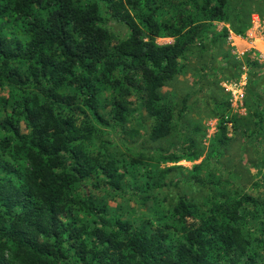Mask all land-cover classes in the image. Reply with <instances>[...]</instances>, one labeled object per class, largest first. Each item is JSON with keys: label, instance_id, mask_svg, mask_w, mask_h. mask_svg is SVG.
<instances>
[{"label": "trees", "instance_id": "16d2710c", "mask_svg": "<svg viewBox=\"0 0 264 264\" xmlns=\"http://www.w3.org/2000/svg\"><path fill=\"white\" fill-rule=\"evenodd\" d=\"M187 2L202 13V22L180 10L165 20L154 0H0V86L16 94L15 104L0 99V264H257L264 239H248L240 221L245 206L264 212V196L223 201L208 196L204 205L181 192L180 178L172 176L177 167L160 169L158 182L150 188L173 193L175 223L153 227L148 221L136 226L109 217L101 200L72 195L93 176L101 178L95 188L122 187L124 173L104 144L97 152L87 146L98 135L88 117L103 127L110 125L99 111L102 92L111 94V122L124 131L130 115L127 99L142 91L147 141L160 143L188 109L192 93L181 94L170 107L162 105L161 90L176 80L179 61L190 53L201 59L204 80L218 72L232 80L247 62L251 71L245 101L254 108L257 131L264 128L254 95L256 88H264V65L221 52L227 30H211L212 23L223 22L235 35H244L252 14L247 3ZM107 21L123 24L126 37L116 42L105 27ZM160 37L173 43L157 44ZM256 72L263 75L258 78ZM219 81L215 78L208 88ZM212 98L220 101L215 94ZM219 129L222 143L227 130L223 123ZM124 133L131 138L139 134ZM184 148L191 161L202 156L193 139ZM154 151L142 149L131 161L181 160L162 146ZM200 168L194 167L190 179L204 187L197 176ZM74 211L93 218L92 224L76 218ZM171 229L180 238L174 247Z\"/></svg>", "mask_w": 264, "mask_h": 264}, {"label": "rangeland", "instance_id": "374dc122", "mask_svg": "<svg viewBox=\"0 0 264 264\" xmlns=\"http://www.w3.org/2000/svg\"><path fill=\"white\" fill-rule=\"evenodd\" d=\"M154 1L161 6L160 17L165 20L172 19L176 15L175 10H180L195 22H202L204 19L202 13L187 0ZM230 2L247 3L246 10H251L252 14L248 29L242 36L235 35L229 25L223 22L211 24V30L216 33L222 34L223 30H227V35L221 38L220 51L228 52L238 61L243 62V58L246 57L250 62L264 65V55L260 53L264 42V0H230ZM105 27L114 36L116 42L127 35V30L121 23L107 21ZM156 43L171 44L173 39L160 37L156 39ZM218 53L219 51L215 56ZM217 59L219 60V57ZM200 62L201 59L196 53H190L186 59L180 60L181 69L176 80L161 90L162 105L166 104L170 107L177 103L181 94L192 93V96L183 118L172 122L171 136L157 144L147 141L149 122L143 109L142 91L132 92L127 99L130 115L124 131H138L139 134L134 138L126 135L111 122L109 105L111 94L109 91L102 92L99 96V111L110 125L103 127L88 117L87 121L97 128L98 135L87 146L89 151L97 152L100 145L104 144L110 155L118 161L121 172L124 173V180L119 191H112L95 188L93 184L100 182L101 178L93 176L80 183L73 191V196L101 200L108 207L109 217L118 216L136 226L148 221L153 227L163 223L168 225L175 223L171 206L173 193L166 188H150L153 182H158L156 175L160 169L177 167L172 176L180 178L181 192L187 198L205 203L204 205L207 204L208 196L216 197L221 201L243 195L254 199H261L264 196V128L257 131L255 123L258 118L253 115L254 108L251 102L245 101L250 67L244 61L241 72L232 80L223 79L221 72L216 76L209 74L204 80V72L199 71ZM262 75L261 72L255 74L258 78ZM215 78L220 80L218 86L208 88ZM255 79L253 76V80ZM258 81L256 80L254 84L257 85ZM214 94L216 99L220 100L217 103L212 98ZM15 95L9 86H0V99H8L10 104H15ZM254 95L258 98L257 113L264 121V88H256ZM75 117L82 118L77 115ZM221 123L227 130V140L222 143L219 129ZM20 127L22 132H26L23 120H20ZM190 139L195 141L194 149L202 151V156L195 161L188 158L190 151L184 148ZM157 146H162L170 153L178 155L181 160L176 163L148 161L143 164L132 163V158H137L142 149L154 151ZM4 158L8 159L7 156ZM197 165H201L197 176L204 181V187L196 186L190 179ZM74 216L86 220L89 225L93 222V218L85 217L79 211H74ZM263 216L262 207L245 206L242 212L240 227L251 241L257 238L264 239ZM170 231L174 240L170 246L174 247L175 241L180 238L174 230ZM257 264H264L263 250L260 251Z\"/></svg>", "mask_w": 264, "mask_h": 264}, {"label": "built area", "instance_id": "2783aa9c", "mask_svg": "<svg viewBox=\"0 0 264 264\" xmlns=\"http://www.w3.org/2000/svg\"><path fill=\"white\" fill-rule=\"evenodd\" d=\"M260 53L262 54V55H264V42H263V45H262V51L260 50ZM240 94V93H239ZM239 96H241V95H239ZM240 98V97H239Z\"/></svg>", "mask_w": 264, "mask_h": 264}]
</instances>
